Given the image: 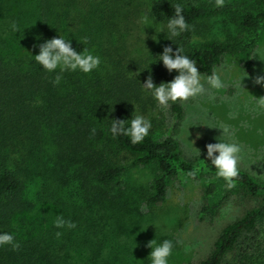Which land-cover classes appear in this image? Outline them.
<instances>
[{"label": "trees", "instance_id": "trees-1", "mask_svg": "<svg viewBox=\"0 0 264 264\" xmlns=\"http://www.w3.org/2000/svg\"><path fill=\"white\" fill-rule=\"evenodd\" d=\"M176 2L180 0H0V231L13 233L20 243L15 251L0 246V264H118L122 249L108 242L109 233H124L114 216L122 212L127 171L157 165V174L140 195L145 207L164 200L170 177L195 171L194 165L177 159L175 135L185 114L180 103L166 108L175 121L167 136L156 138L149 130L133 145L108 132L109 120H126L137 110L146 116L158 107L139 86L146 76L151 75L154 85L174 77L153 57L175 45L163 32L151 39L149 29L158 31ZM182 2L192 30L177 39L198 72L208 74L224 55L253 52L264 29V7ZM221 14H230L248 36L205 37L206 23ZM11 20L18 26L16 34L6 31ZM56 35L68 38L77 52L83 48L99 55L97 69L88 74L66 71L53 84L54 73L39 69L29 55ZM245 64L250 67L249 60ZM30 185L37 187L36 201L45 203L46 211L36 210V217L25 219L35 207L27 197ZM233 187L260 202L226 224L198 264H264V182L240 170ZM215 190L209 183L204 195ZM226 199L224 195L202 206L201 213H216ZM58 213L75 227L54 228ZM56 231L62 233L59 238Z\"/></svg>", "mask_w": 264, "mask_h": 264}, {"label": "rangeland", "instance_id": "rangeland-1", "mask_svg": "<svg viewBox=\"0 0 264 264\" xmlns=\"http://www.w3.org/2000/svg\"><path fill=\"white\" fill-rule=\"evenodd\" d=\"M224 2L244 4L251 8L264 7V0H224ZM206 29L204 35L209 39L226 40L238 35L248 36L247 32L235 25L230 14H221L209 20L206 23ZM149 33L150 38L153 39L157 35V29L150 28ZM259 45H264V29L259 35L256 47ZM251 54L239 52L224 55L218 65L235 57L237 67L246 74L241 81L243 91L253 98H259L264 96V88L254 84L253 78L264 70V61L251 57ZM246 60L250 61V67H246ZM248 100L249 97L246 94L235 96L234 90L228 87L214 91L211 97H198L194 101H188L187 104L182 105L185 113L184 120L175 138L183 133L186 119L199 121L211 117L212 122L231 125L236 129L237 141L245 150V162L240 165V170L248 172L256 181L263 183L264 177L256 175L264 171V161L249 165V170L246 167L247 156L264 148V135L256 132L257 128L264 129V113L254 114L250 110L251 105ZM146 117L151 121L152 127L149 130L153 131L154 137L160 138L171 134L175 121L166 108L158 106L155 110L148 112ZM187 132V140L191 141L192 147L198 150L199 155L196 156L193 151L191 158L186 156L185 147H182L176 139L177 159L194 165L195 171L192 175L178 173L170 177L162 202L152 207H145L140 198L142 190L146 189L147 184L158 172L155 163L131 167L125 174V186L120 201L122 206L118 207L122 212L116 213V215L121 214V217L114 216L116 221L121 220L124 233L117 237L113 236L116 231L113 234L109 233L111 241L108 242L109 244L114 242V245L116 243L119 249L123 250H120L119 254L121 264H149L147 256L150 249L146 245L152 239H155L157 243L163 239L173 241V250L168 258L169 264H198L211 252L213 242L221 229L260 202L259 197H251L237 187L228 188L222 178L215 176L213 170L204 168L205 163H208L204 158L205 145L216 142L215 138L219 136L218 129L197 125L189 126ZM125 156L132 157L127 154ZM209 183H214L216 190L213 195L206 197L204 190ZM30 188L31 191L27 197L35 202V207L25 214V219L36 217V210L46 208L45 203L36 201L37 187L30 185ZM224 195H227V199L216 213H201L202 206L214 204ZM104 249H108V244Z\"/></svg>", "mask_w": 264, "mask_h": 264}, {"label": "clouds", "instance_id": "clouds-1", "mask_svg": "<svg viewBox=\"0 0 264 264\" xmlns=\"http://www.w3.org/2000/svg\"><path fill=\"white\" fill-rule=\"evenodd\" d=\"M223 4L224 0H214L213 6L220 8ZM171 8L173 9L172 15L161 20L162 23L157 34L163 32L164 36H167L165 39L171 41L175 45V49L171 46L163 47L161 53L153 57V63L159 61L167 72L174 71L175 75L168 82H160L154 85L149 74L142 84L139 83L143 93L150 96L158 106L167 108L172 103L185 105L188 101H194L198 97H211L214 91L231 87L235 96L246 94L249 97L250 110L254 114L264 113V96L253 98L243 91L241 81L246 74L237 67L235 57L230 58L226 63L214 66L208 74L198 72L195 60L184 54V50L177 39L184 32H191L192 30V26L185 21L183 15L184 3L180 0V2L174 3ZM6 31L11 34L19 32L15 20L7 23ZM82 39L86 41L87 37ZM29 56L39 69L46 73H54L53 84L59 83L62 74L66 71H78L82 74H88L96 70L101 63V57L87 49L82 48L80 52H77L71 46L70 40L63 35H56L53 38L44 40L38 45L37 54ZM253 56L260 61H264V45L257 46L251 54V57ZM131 74L135 76L134 73ZM253 82L264 88V70L253 78ZM109 121L108 132L112 137H127L129 143L133 145L141 143L152 127L151 121L139 110L135 114H131L130 118L126 120L111 119ZM197 125L219 130V136L215 138L216 142L205 145L204 158L208 162L205 164L214 169L215 176L222 178L228 188L233 187L235 178L239 176L240 165L245 162V150L236 139V129L226 123L212 122L211 117L199 121L186 119L183 125V133L178 135L176 139L182 147H185V155L189 158L193 155V151L196 156L199 155L198 150L192 147L191 141L187 140V128ZM91 131L94 134L95 128ZM256 132L259 135H264V129L262 128H257ZM197 138H199V133H197ZM259 161H264V148L247 156L246 167L249 170V165ZM252 173L256 175L254 172ZM188 175H192V173L190 172ZM256 176L264 177V171ZM52 225L56 229H72L75 227V222L58 213L55 215ZM54 235L59 238L62 233L56 231ZM176 243H180V241H176ZM5 245L12 251L20 247V243L14 238L13 233L0 231V246ZM146 247L150 249L147 256L149 264H169L168 258L173 250L172 240L163 239L157 243L155 239H152Z\"/></svg>", "mask_w": 264, "mask_h": 264}]
</instances>
